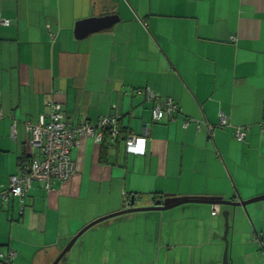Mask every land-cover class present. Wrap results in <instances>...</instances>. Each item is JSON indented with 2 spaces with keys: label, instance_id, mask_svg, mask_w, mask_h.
<instances>
[{
  "label": "crops",
  "instance_id": "obj_1",
  "mask_svg": "<svg viewBox=\"0 0 264 264\" xmlns=\"http://www.w3.org/2000/svg\"><path fill=\"white\" fill-rule=\"evenodd\" d=\"M110 14L120 19L108 30L76 37L79 21ZM5 19L0 189L36 152L25 124L48 118L52 101L69 123L115 114L146 138L144 153L128 152L123 136L109 138L103 153L83 136L71 151L76 172L69 180L49 191L36 183L8 208L0 199V252L16 251L13 264H52L82 228L128 208L132 197L144 207L166 195H264V0H0ZM142 87L173 98L183 113L155 122L153 102L134 91ZM256 202L243 207L252 226L240 216L238 237L234 224L243 214L232 205L187 203L111 217L83 233L59 264H139L121 248L140 245L152 248L143 264H222L223 211L230 264H264V205Z\"/></svg>",
  "mask_w": 264,
  "mask_h": 264
},
{
  "label": "built area",
  "instance_id": "obj_2",
  "mask_svg": "<svg viewBox=\"0 0 264 264\" xmlns=\"http://www.w3.org/2000/svg\"><path fill=\"white\" fill-rule=\"evenodd\" d=\"M6 24L8 20H4ZM143 92V91H142ZM147 95L155 101L153 119L156 122L174 119L183 113L182 106L174 99L162 100L155 91L148 88ZM50 121L44 119L38 123H28L27 130L31 133V145L36 149L32 160L25 165L20 174L11 178L8 191H0V196L6 201L10 196L24 197L29 187L35 181H40L48 190H52L56 180H69L76 170V163L71 157L72 148L80 144L83 136H92L98 143H102L105 130L112 138H125L126 149L130 153L145 152L146 138L132 132L127 136L121 133L116 115L102 117L97 125L80 124L72 125L63 120L60 104H52ZM192 119H186L189 124ZM228 124V118L222 115L220 126ZM210 128L213 126L210 125ZM239 139L245 138L242 130L237 131ZM38 155V156H37ZM2 255V254H1Z\"/></svg>",
  "mask_w": 264,
  "mask_h": 264
},
{
  "label": "water",
  "instance_id": "obj_3",
  "mask_svg": "<svg viewBox=\"0 0 264 264\" xmlns=\"http://www.w3.org/2000/svg\"><path fill=\"white\" fill-rule=\"evenodd\" d=\"M120 17L116 14H110L105 16H93L84 20L79 21L76 24V37L78 39L85 38L90 34L102 31L104 29L112 27L115 23L119 21ZM264 200V195L258 196L257 198L244 200L242 198H238V200H225L221 197L217 196H203V197H193V196H176V195H166L164 199H157L155 205L153 206H136L135 197H132L129 207L123 210H120L116 213L104 216L102 218H98L93 222L87 224L84 228H82L66 245V247L60 252L57 258L52 262V264H59L63 257L69 252L78 238L85 233L92 226L109 219L111 217H115L118 215H122L125 213L136 212V211H148V210H167L171 209L183 204L187 203H205V204H215V205H232L234 207L242 206L246 207L247 204ZM230 230L229 223V212L225 213V232H224V240L226 242V249L223 257L222 264H230L229 257V247H228V234Z\"/></svg>",
  "mask_w": 264,
  "mask_h": 264
},
{
  "label": "trees",
  "instance_id": "obj_4",
  "mask_svg": "<svg viewBox=\"0 0 264 264\" xmlns=\"http://www.w3.org/2000/svg\"><path fill=\"white\" fill-rule=\"evenodd\" d=\"M5 20H8V19H5ZM9 21V23L8 24H6L5 22H3V20H1V24H4V25H10L11 24V20H8ZM106 30H108V29H106ZM148 88H150V87H142V88H137V89H135L134 91H135V93L136 94H139V95H144V97L146 98V100L147 101H149V102H153V105H155V101L152 99V98H150L148 95H147V92H146V90L148 89ZM151 90H153V91H155L154 89H152V88H150ZM143 91V92H142ZM162 100H166V99H170L171 97H168V98H162L159 94H157ZM171 99H173V98H171ZM176 101V100H175ZM179 103V102H178ZM52 104H60L59 102H56V101H52L51 102V108H52ZM180 104V103H179ZM61 105V111H62V113L63 114H65V111H64V108H63V106H62V104H60ZM181 105V104H180ZM0 110H1V108H0ZM52 110H53V108L51 109V112H52ZM50 115H51V113L49 114V117L48 118H44V120L46 121V122H49L50 121ZM106 115H115V114H106ZM106 115H103V116H101L100 118H99V120L102 118V117H104V116H106ZM64 117H65V115H63ZM64 117H63V120H65L64 119ZM116 117H117V120H118V126H119V128H120V130H121V133L123 134V135H128V134H130V130L128 131V129L126 128H124L123 126H122V124H121V118H120V115H116ZM99 120L97 121V123L99 122ZM39 121H41V120H39ZM38 121V122H39ZM66 121V120H65ZM37 122V123H38ZM66 122H68V121H66ZM156 122V121H155ZM28 123H33V122H30V121H27L26 122V124H25V127L27 128V125H28ZM69 123V122H68ZM97 123L96 124H93V123H91V122H88V121H85V122H79V123H70V124H72V125H80V124H90V125H97ZM33 124H35V123H33ZM27 132H28V130H27ZM28 135H29V141H31V133L30 132H28ZM109 138L110 139H112V140H115V141H119L120 140V138H112V137H110L109 135H108V131H107V129L105 130V137H104V139H103V141H102V151H103V153L105 152V148H106V146L105 145H107V142H108V140H109ZM30 145H31V143H30ZM32 146V145H31ZM36 153V152H35ZM34 153V154H35ZM34 154H32V155H28V156H24L22 159H21V161H20V163H19V167H18V170H17V172L16 173H14L12 176H14V175H18V174H20V172H21V170H22V168L25 166V165H27L31 160H32V156L34 155ZM38 156V155H37ZM75 172H76V170H75ZM12 176H11V178H12ZM58 181H61V180H56V182H58ZM67 181V180H66ZM66 181H61V182H66ZM56 182H55V184H56ZM36 183H38V184H40L41 185V187L42 188H44L45 190H48L46 187H44V185L42 184V182H40V181H35V182H33L32 183V185L29 187V189H28V191H27V193L24 195V197L25 196H27L28 195V192H29V190H30V188L31 187H33L34 186V184H36ZM11 185V184H10ZM9 188H10V186H9ZM9 188H7V189H4V190H2V189H0V191H2V192H4V191H8L9 190ZM54 188V187H53ZM49 191V190H48ZM14 197H19V196H10L9 198H8V200L6 201V199H4V197H2V196H0V199L2 200V203L4 204L3 206H4V208H8L9 207V204H10V200L12 199V198H14ZM24 197H19V198H21V200H23V198ZM2 254V255H1ZM16 256H17V252L16 251H14V250H9L7 253H2V252H0V264H13V261H14V259L16 258ZM66 259V256H64L63 257V259L61 260V262H64V260Z\"/></svg>",
  "mask_w": 264,
  "mask_h": 264
},
{
  "label": "rangeland",
  "instance_id": "obj_5",
  "mask_svg": "<svg viewBox=\"0 0 264 264\" xmlns=\"http://www.w3.org/2000/svg\"><path fill=\"white\" fill-rule=\"evenodd\" d=\"M226 126V125H225ZM221 127H224V126H221ZM236 138L238 139V140H241V139H239L238 138V136H237V131H236ZM257 203V202H256ZM256 203H253V204H256ZM260 203H262L263 205H264V200H262V201H260V202H258L257 204H260ZM193 205H195V204H193ZM197 205H199V206H203V204H197ZM250 205H252V204H250ZM184 206H186V205H184ZM222 208L223 207H226L227 205H220ZM176 208H178V207H176ZM233 209H234V207H232ZM238 209V210H242V213L241 214H243V215H239L238 216V218L236 219V222H237V224L235 225L234 224V214H232V216H231V218H230V220H231V224H234V226L236 227V231H235V233H236V235H237V237L238 236H242V233H241V231L240 230H242L241 229V224H240V216H243V218H246V221H247V223H249L250 225H251V223H252V219H251V216H250V214H249V212H247L246 211V209H244L243 207H241V206H238V207H235V209ZM174 209V208H173ZM234 209V210H235ZM170 211H172L171 209H170ZM169 210H163V212H170ZM225 211H223L222 212V218L225 220V213H224ZM247 212V213H246ZM139 214H141V216H144L145 214H146V212H140ZM180 214V217H184V215H183V212L182 213H179ZM120 216H124V215H119V216H116V217H113V218H117V217H120ZM164 216V215H163ZM142 218V217H141ZM160 218H162V217H160ZM161 220V219H160ZM233 226V225H232ZM234 226H233V230H234ZM252 226V225H251ZM148 227H154V224L153 223H151ZM155 229H156V224H155ZM90 230H92V229H90ZM88 231V232H92V231ZM96 230V229H95ZM148 232L146 233V234H149L150 235V238H153L154 237V234H156V232H154L153 230H147ZM144 233H145V230H144ZM89 234V233H88ZM86 235V236H89V235ZM144 237V236H143ZM143 239V238H142ZM145 240V239H144ZM163 241L165 242V239H163ZM116 248H117V246H116ZM116 248H115V250H116ZM122 249V252H123V254L124 255H126V254H134V256H135V258H137V262L136 263H139V264H143V262L145 261V262H149V258L151 257V253H150V250L152 249L151 248V246L150 245H148L147 246V249H146V246H144V245H140L139 247H134L133 248V250H128V249H126V248H124V247H122L121 248ZM85 262V263H87V259H83V260H81V263L82 262ZM74 264H80V260L77 258V261L74 263ZM98 264V263H97Z\"/></svg>",
  "mask_w": 264,
  "mask_h": 264
}]
</instances>
